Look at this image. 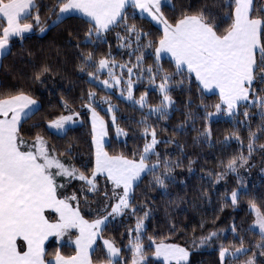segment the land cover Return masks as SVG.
<instances>
[{
  "label": "snow or ice",
  "instance_id": "obj_1",
  "mask_svg": "<svg viewBox=\"0 0 264 264\" xmlns=\"http://www.w3.org/2000/svg\"><path fill=\"white\" fill-rule=\"evenodd\" d=\"M129 8L133 10L131 17ZM135 10H139L142 17L147 14L159 26L158 38L153 39L152 32L136 23H129L130 19H135ZM171 11L172 16L166 15L163 0H54L48 8L53 27L68 18L79 19L87 26L83 41L72 30L68 33L78 40L74 48L81 49V44L93 46V50H80L76 54L77 68L86 72L87 83L96 87L102 85L105 93L117 89L133 110L140 113V119L130 122L137 126L138 139L143 140V146H137L131 154L107 150L106 115L110 116L117 137L127 136L129 130L118 123V109L111 96L105 94L97 100L96 87H90L80 100L91 124V159L78 167L63 159L72 157L71 144L62 151L49 147L43 131L33 132L40 128L39 124L24 128L39 111L29 89L0 90V264H153L149 254L159 264H191V249L168 243L163 235H148L146 247L145 221L150 210L138 209L133 204L134 192L145 176L152 177L150 186L167 194L169 185L177 182L174 170L184 166L179 158L172 160L157 150L160 143L167 145L177 141H161L157 125L150 121L152 117L169 119L170 109L176 103L173 85L184 90L187 84L189 98L185 107L189 109L193 85L201 97L215 90L218 101L211 107L215 113L234 121L233 130L225 136L224 143L234 138L242 149L241 129L246 128L247 155L241 151L226 161L221 160L223 170L208 171V175H214L219 181L229 173L239 175V169L251 166L253 153L257 149L264 152V142H260L264 136V5L259 0H205L195 8L184 3L179 7L172 4ZM48 26L46 21H41L37 0H0V57L11 52L14 38L23 40L26 33L37 28L44 32ZM116 28L122 29L116 32L118 47L127 50L125 54L129 59L118 62L111 53V46L107 54L97 59L94 46L106 42L107 34ZM150 56L152 62L146 64ZM164 56L170 58L167 69L161 63ZM51 72V67L43 64L35 68L30 79L43 84ZM144 80L158 93L157 103H149L148 91L141 92L138 98L134 95L135 83ZM61 103L62 112L47 119L45 131L54 130L63 136L71 130V125L83 122V114L64 97ZM104 105L107 108L102 115ZM202 106L203 119L207 122L213 112L207 110L208 105ZM252 108L259 116L255 128L252 127ZM241 109L242 119H237ZM195 119L190 111L185 113L184 121L173 129V136L183 133L185 125ZM211 140V128L205 123L202 131L197 130L195 142L211 145ZM193 164L194 160L189 159V172ZM101 178L103 192L99 186ZM74 180L80 182L79 187L69 194L67 188ZM242 182L238 179V183ZM90 194L103 196L102 201H97L96 209L88 204ZM241 195L235 188L231 191L232 207L239 204ZM243 195L249 194L245 190ZM82 198L89 208L87 216ZM224 206H227L226 201L221 208ZM248 206L255 217L252 225L258 228V239L255 243L246 242L241 235L238 241L227 245L221 242L219 264H264V210L254 195L249 197ZM127 216H135V226L127 229V244L118 246L116 240L105 233L112 221ZM169 223V233L175 232V221L170 219ZM231 231L238 234L241 230L233 222ZM243 231L254 232V229L250 226ZM50 237H55L58 244L68 237L74 245V253L65 255L57 247L54 258L46 259L45 242ZM219 239L220 231L213 229L202 234L198 243L194 238L192 244L199 248ZM97 250L100 255L94 259L93 253ZM125 253H130V258Z\"/></svg>",
  "mask_w": 264,
  "mask_h": 264
},
{
  "label": "trees",
  "instance_id": "obj_2",
  "mask_svg": "<svg viewBox=\"0 0 264 264\" xmlns=\"http://www.w3.org/2000/svg\"><path fill=\"white\" fill-rule=\"evenodd\" d=\"M204 2L205 0H169V3L164 5V10L166 15L172 16V4H176L179 7L180 3H184L195 8ZM53 3L54 0H37L41 21H46L49 26L45 28L44 32H40L38 28L33 30L30 34L25 35L23 40L14 38L11 52L1 58L0 90H14L17 87L29 89L37 100L39 111L24 124V128L27 129L33 123L39 124L40 128L33 129V132L43 131L49 147H55L62 151L71 144L72 157L65 156L63 159L79 167L85 162H90L91 159L89 154L91 127L86 115L87 110L81 108L82 101L80 97L82 93L86 96L89 88L96 86L87 83L86 72L82 73L77 68L79 61L76 54L80 50H93V46L81 44V49L73 47L78 43V40L75 35L69 37V30L78 35L80 41H83L84 30L87 27L79 19L68 18L58 26H51L52 18L48 16V8ZM259 3L264 5V0H259ZM128 13L131 17L133 10L129 8ZM134 15L135 19H130L129 23H136L138 26L143 27L145 31L152 32L153 39L158 38L160 29L150 19L137 15L136 10ZM118 31H122V29H114L107 34L106 42L98 43L94 46L97 59L101 55L107 54L110 46L111 53L118 62L129 59L125 54L127 50L118 47L116 40V32ZM132 59L134 60L135 57H132ZM152 59L153 57H148L146 64L151 63ZM168 61L169 59L167 58H163L161 61L166 69L169 68ZM43 64L49 65L52 72L46 75L43 84L34 82L30 78L33 76L35 68ZM104 75L106 76L107 74L105 73ZM133 79L135 80V77ZM176 79H179V77ZM144 91H148L149 103L158 102V93L148 84L147 80L143 82L137 81L134 85V95L138 98L141 92ZM96 92L97 100L105 94L111 96L112 103L118 109L116 113L118 123L121 127L129 130L127 136H122L120 139L117 138L115 128L111 126L108 120L109 117L106 115L108 123L107 150L110 153L125 152L131 154L137 146L142 148L143 140L138 139L139 130L135 124L130 122L131 119H140V113L134 111L128 102L117 96V89L108 90L105 93L101 85L96 87ZM172 95L176 103L170 109L169 119L163 121L152 117L150 122L157 125L158 138L161 141L166 139L177 141V143L167 145L160 143L157 150L162 156L167 155L172 160L179 158L184 166L174 170L177 182L169 185L167 194H165L164 190L154 185L150 186L149 181L152 177L150 175L145 176L134 192L133 204L138 209L150 210V216L145 221L146 247L149 243L147 241L148 235L156 234L158 237L163 235L168 243H176L191 249V264H219L218 247L221 242L227 245L233 240L238 241L241 235L246 242L255 243L258 239L257 232H245L243 229L249 228L253 221V215L250 214L248 206L250 196L254 195L257 198L258 205L264 210V152L257 149L249 161L251 166L239 169V175L229 173L223 179L216 181V177L214 175L209 176L208 171L213 173L222 171L221 160L226 161L229 157L238 155L241 151L247 155V129H241V135L244 138L242 149L234 138L228 144H225L224 138L233 130L234 121L223 114L215 113L214 107H211L217 103V95L203 94V97H201V94L197 92L195 85H193L190 109L185 107V101L189 98L187 84L184 90L173 85ZM61 97L67 99L72 107L80 110L83 114V122H78L72 126L67 135L63 136L51 131H45L47 129V119L55 117L63 110ZM202 105H208L209 108L207 110L213 112V116L207 122L203 119L205 109ZM189 111L196 119L194 121L190 120L185 125L183 133L173 136V129L184 121V115ZM250 111L252 113V127L255 128L256 123L259 121V116L256 114L255 108ZM242 113L243 109H241V116L237 119H242ZM101 114L105 115V112L101 111ZM205 123L210 126L212 131L211 145L195 142L197 130L202 131ZM165 128L167 131L164 130ZM260 142H264V136H261ZM189 159L194 160L191 172L188 170ZM238 179L243 182L238 183ZM181 180H183V183L180 182ZM99 186L101 192H103V178H101ZM78 187L79 183L72 181L67 188V192L70 194ZM234 188L242 193L240 202L236 207L231 206V199L229 198ZM245 190L249 194L248 196L243 195ZM97 198L101 200L103 196L93 197L91 194L89 195L88 204L91 205L92 209L96 206ZM225 201L227 206L221 208ZM82 207L87 216L89 208L84 205L83 198ZM139 214L142 215L143 212L141 211ZM170 219L175 221L177 227V230L172 233H169V228L171 227ZM233 222L241 230L238 234H233L231 231ZM201 224H203V228H201ZM134 226L135 216L117 218L110 223L105 235L113 237L118 246H123L128 242L127 229L129 227L134 228ZM213 229L220 231L219 240H214L211 245H203L199 248L193 247L194 238L198 243V238L202 234H207L208 231ZM57 247H60L65 255L74 253V246L70 243L68 237H64L59 244L52 239L45 245L46 259L54 258ZM99 255V250H97L96 253H93V258L95 259ZM125 255L130 258V253H125ZM149 259L153 261V264H159L150 254Z\"/></svg>",
  "mask_w": 264,
  "mask_h": 264
},
{
  "label": "rangeland",
  "instance_id": "obj_3",
  "mask_svg": "<svg viewBox=\"0 0 264 264\" xmlns=\"http://www.w3.org/2000/svg\"><path fill=\"white\" fill-rule=\"evenodd\" d=\"M169 3V0H168V2L166 3V4H168ZM136 14L137 15H139V16H141V14H140V12H139V10H136ZM145 15V14H144ZM144 15H143V17H144ZM142 17V16H141ZM153 22V21H152ZM154 24H155V22H153ZM155 26H157L158 27V25H156L155 24ZM159 28V27H158ZM160 29V28H159ZM164 58H166L165 56H164ZM110 90H112V89H110ZM117 93H118V97L120 98V99H122L123 101H125V102H127L121 95H120V93H119V91L117 90ZM204 94H206V95H217L218 96V93L215 91V90H211V91H208V92H205ZM106 108H107V105H104L103 106V112H105L106 113ZM85 110H87V109H85ZM109 118H108V120H109V122H110V124H111V118H110V116H108ZM78 123V122H77ZM89 123H90V121H89ZM76 125V124H75ZM72 126H74V125H71L70 127H72ZM90 127H91V124H90ZM51 132H53V133H55V134H57L54 130H51ZM57 135H59V134H57ZM116 137H117V135H116ZM122 136H120V137H117V138H121ZM105 141H106V144H107V137H105ZM75 181V180H74ZM76 182H78V183H80L79 181H76ZM108 188H109V192H110V185L108 186ZM229 198L231 199V197H230V195H229ZM102 201L103 199H101L100 200V198H97V201ZM96 207H97V202H96V206L94 207V209H96ZM254 216H253V220H254ZM251 227H253V229H254V231L255 232H257L258 233V228L257 227H255L254 225H251ZM53 240H55L56 241V239L55 238H53Z\"/></svg>",
  "mask_w": 264,
  "mask_h": 264
},
{
  "label": "crops",
  "instance_id": "obj_4",
  "mask_svg": "<svg viewBox=\"0 0 264 264\" xmlns=\"http://www.w3.org/2000/svg\"><path fill=\"white\" fill-rule=\"evenodd\" d=\"M163 2H164V5H166V3L168 2V0H163ZM144 17H146V18H148V19H150L151 20V18L150 17H148L147 16V14H145L144 15ZM159 27V26H158ZM31 32H29V33H26L25 35H28V34H30ZM167 59H170L169 57H167V56H165ZM1 58L2 57H0V60H1ZM37 107H38V103H37ZM53 238H55V237H50L46 242H45V245L50 241V240H52ZM74 246V245H73ZM154 258V257H153ZM155 259V258H154ZM156 260V259H155Z\"/></svg>",
  "mask_w": 264,
  "mask_h": 264
}]
</instances>
